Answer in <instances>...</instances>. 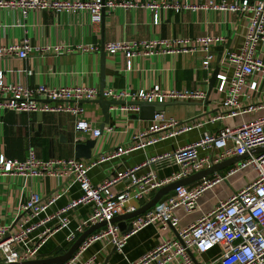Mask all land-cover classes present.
<instances>
[{
    "label": "crops",
    "instance_id": "obj_1",
    "mask_svg": "<svg viewBox=\"0 0 264 264\" xmlns=\"http://www.w3.org/2000/svg\"><path fill=\"white\" fill-rule=\"evenodd\" d=\"M246 26L247 20L244 14L214 10L175 12L164 9L160 13L158 24H155L153 15L146 9H106L105 18L103 21L101 19L100 23H93L91 15L87 12L57 14L53 11H33L24 18L18 10L0 9V47L13 43L21 44L24 39H28L32 49L27 58L13 56L0 59V72L4 81L9 84H23L30 88L41 84L88 85L100 90L102 85L104 89L133 90L159 85L167 90L202 89L207 93L204 100L167 101L161 110L165 112L166 117H173L179 121L191 120L195 124H200L199 126L120 156L115 155L117 148L132 145L134 135L144 132L153 123L154 118L150 108L142 110L140 106L139 113L126 115L118 110L117 106H112L109 120L106 122L100 104L94 101L83 102L85 113L80 118L102 130L103 135L97 138L92 132L84 134L77 131L78 118L72 113L40 114L0 110V153L6 158L20 161L25 160L31 152L45 160L76 158V145L94 139L96 146L90 160L104 157V160L89 170L90 180L97 185L129 168L144 164L154 156L197 141L205 132L217 133L225 126H238L245 121L263 116L264 109L229 116L222 105L224 94L218 90V80L212 90L209 87V80L217 66L221 70H226L228 75L233 73L232 68L228 67L224 60L225 55L227 51L238 50L241 47ZM206 35L220 36L224 39L222 43L215 44L211 48L214 57L209 70L202 67L204 53L201 47L192 53L140 55L133 59L131 68H128L124 55H111L105 51V56L102 58L101 54L102 44L111 41L196 38ZM90 45L99 49L94 52L83 50ZM56 47L60 49L56 50ZM261 55L264 59V46ZM248 81H257L258 89L253 91L246 88L245 93L249 97L242 98L243 104L247 106L264 101V73L259 72L251 76ZM219 115H222L221 120L215 119ZM240 162L222 170L224 178L203 193L194 212L189 213L182 208L175 209L174 214L179 219L176 226L170 225L165 229L161 221H156L154 225L129 234L122 248L114 253L112 251L115 245L110 242V237H106L94 242L85 251L76 253L69 264H129L140 260L164 237H178L180 229L210 211L220 200L229 198L235 191L254 180L256 171L252 166L229 173ZM150 170L155 171L160 178H169L179 172L180 167L165 161L155 165H143L137 174L143 175ZM201 181L189 186L193 187ZM127 184L128 180H119L110 189L113 193H118ZM31 192H39L43 197L54 192L62 193L52 206L41 213L39 219L48 217L82 193L79 184L69 177L3 176L0 179V224L17 228L16 221L23 214L22 206ZM166 196L162 204L168 197ZM145 203L144 200H131L129 204L138 209ZM70 216L71 220L66 226L53 231L47 237L36 259L49 258L66 252L90 227L91 206H81L72 211ZM133 219L128 220V223H132ZM57 223L58 220H51L40 229L43 230ZM104 228H99L95 232H100ZM118 231L120 235L125 234ZM72 235L75 239L70 240L69 237ZM34 236L35 234L32 235ZM225 247L226 245L221 243L213 250L202 254L194 253V256L198 264H205L217 259Z\"/></svg>",
    "mask_w": 264,
    "mask_h": 264
},
{
    "label": "built area",
    "instance_id": "obj_2",
    "mask_svg": "<svg viewBox=\"0 0 264 264\" xmlns=\"http://www.w3.org/2000/svg\"><path fill=\"white\" fill-rule=\"evenodd\" d=\"M146 9L158 24L162 10L175 12L185 10H214L244 14L247 20L244 41L238 50H229L225 62L233 73L228 75L226 70L219 69L217 74L218 90L224 94L222 105L229 116L241 113L255 112L264 109V101L245 106L242 98L249 97L245 89H258V82L248 79L257 73H264V59L261 55L264 46V0H207L192 2L190 0H0V9L18 10L26 18L33 11H53L60 13L79 14L87 12L93 23H100L103 9ZM220 36H200L196 38L171 37L154 38L150 40H118L105 44V51L111 55H124L128 68L132 67L133 59L140 55L161 53L164 55L192 53L201 47L204 53L202 67L211 69L214 53L212 47L222 43ZM262 44V45H261ZM261 46V47H260ZM60 47H56L59 50ZM99 48L93 45L83 48L84 51L94 52ZM28 39L21 44H10L0 47V59L18 56L27 58L31 51ZM101 90L88 85L51 86L41 84L30 88L23 84H9L4 81L0 72V110L15 112H67L78 119L77 131L93 133L100 137L103 132L88 121L81 119L85 113L82 106L84 101H92L99 97ZM104 98L113 101H142L166 103L173 100H204L206 91L202 89L179 90L163 89L159 85L139 90L107 88L102 92ZM117 109L129 115L140 112L137 104L116 105ZM222 115L215 119L221 120ZM191 120L179 121L166 117L164 111L154 115L153 123L147 130L135 134L132 145L119 146L115 155L128 154L178 134L187 132L199 126ZM264 146V115L252 121H245L238 126H225L217 133L205 132L197 141L177 147L172 151L150 158L147 162L129 168L117 176L94 184L90 180L89 170L98 162L104 160H83L77 158H38L34 152L25 160L6 158L0 153V179L7 175H23L29 177L56 178L69 177L79 184L81 195L71 199L65 206L46 218L39 219L42 212L52 206L62 193L54 192L43 197L39 192H31L26 203L22 206L23 214L18 217L16 227L0 224V263H23L36 259L40 247L53 232L66 226L71 220V212L85 205L91 206L89 225L97 222H107L105 228L86 238L77 253L85 251L94 242L110 237V242L121 249L129 234L161 221L167 229L176 226L178 217L174 210L182 208L186 212H194L203 193L224 177L215 173L190 187L182 185L168 195L163 209H150L133 219L132 229L119 234V227L112 220L122 214L137 210L130 205L131 200L147 202L161 187L189 177L190 175L211 167L225 159L237 155L249 154L229 173L238 169L252 166L256 177L229 198L220 200L210 211L194 220L188 226L178 231V237H164L161 242L140 260L129 264H197L191 253H206L224 243L226 247L218 258L205 264H264V152L252 154L255 148ZM205 153L204 155L202 153ZM169 161L179 165V172L169 178H160L153 170L138 175L143 165H155ZM212 177V178H211ZM128 180L126 187L118 193L111 191V186L119 180ZM58 223L51 227L45 226L51 220ZM35 234L34 237L32 235ZM70 240L75 239L72 235ZM68 261L66 264H69Z\"/></svg>",
    "mask_w": 264,
    "mask_h": 264
},
{
    "label": "water",
    "instance_id": "obj_3",
    "mask_svg": "<svg viewBox=\"0 0 264 264\" xmlns=\"http://www.w3.org/2000/svg\"><path fill=\"white\" fill-rule=\"evenodd\" d=\"M105 12H106V9L104 8L102 11V18H101L102 21L105 18ZM104 46H105V44H102V49H101L102 58H104V56H105L104 55L105 54ZM219 69H220L219 66H217L215 68V70H214V72H213V74L209 80L210 90H212L214 85H215ZM102 70L104 72L103 68H102ZM103 90H104V86L102 85L101 94H100L99 98L92 100V101L100 104V106L103 108L106 122H108V120H109L110 108L112 106L121 105V104H125V103L137 104V105L142 107V110H144L145 108H150L152 111V116L154 118L155 112L163 110V106L165 104V103H154V102L150 103V102H142V101L126 102V101L108 100V99H105L103 97V95H102ZM84 102H87V101H84ZM39 113L43 114L42 112H39ZM135 117H137V116H135ZM95 146H96V140H94V139L93 140H87L84 143H78L75 147V149H76L75 157L78 159H86V160L91 159L92 158V151L95 148ZM263 152H264V146L255 148L251 151L252 154H258V153H263ZM248 155L249 154L233 156V157L225 159L219 163H216L209 168L200 170V171L190 175L189 177H185V178L179 179L177 181H174V182H171V183L165 185V186L159 188L154 193L153 197L150 200H148L143 206H141L140 208H138L135 211L116 216L112 220V223L117 224L119 227V230L126 234L133 227L132 223H128V220L133 219L137 216H140L152 208L162 210L163 209L162 203H161L162 200L164 199V197L166 195L173 192L174 189H176L177 187L182 186V185L192 184V183L200 181L206 177H209L215 173H221L222 170L230 167L231 165H233L235 163L240 162L241 160L246 158ZM106 225H107V222H105V221L97 222V223L91 225L75 240V242L70 246V248L66 252H64L63 254L53 256V257H49V258L34 259V260L26 261L23 263H10V264H66L77 253L80 245L82 244V242L86 238H88L91 234H93L99 228L105 227ZM116 250H117V248L115 246L113 248L112 253H114ZM191 254H192L194 260L196 261L194 254L193 253H191ZM107 261H108V259H107ZM196 263H197V261H196ZM0 264H6V263H0Z\"/></svg>",
    "mask_w": 264,
    "mask_h": 264
},
{
    "label": "trees",
    "instance_id": "obj_4",
    "mask_svg": "<svg viewBox=\"0 0 264 264\" xmlns=\"http://www.w3.org/2000/svg\"><path fill=\"white\" fill-rule=\"evenodd\" d=\"M171 193H172V192H171ZM171 193H169L168 195H170ZM168 195H167V196H168ZM167 196H166V197H167Z\"/></svg>",
    "mask_w": 264,
    "mask_h": 264
}]
</instances>
